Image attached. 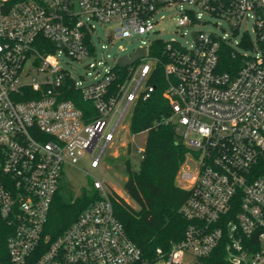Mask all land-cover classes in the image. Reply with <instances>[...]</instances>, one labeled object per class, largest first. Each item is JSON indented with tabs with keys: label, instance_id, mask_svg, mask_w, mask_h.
Masks as SVG:
<instances>
[{
	"label": "built area",
	"instance_id": "built-area-1",
	"mask_svg": "<svg viewBox=\"0 0 264 264\" xmlns=\"http://www.w3.org/2000/svg\"><path fill=\"white\" fill-rule=\"evenodd\" d=\"M168 7L181 30L209 14L233 35L243 28L241 38L234 45L230 36L198 30L188 44L144 41V57L121 66L117 60L138 48L116 56L103 74L97 61L92 79L64 66V56L96 54L97 22L112 27V42L153 32ZM155 40L166 44L162 57L150 54ZM223 45L241 56L234 74L221 67ZM159 62L171 108L164 121L187 148L176 174L189 192L180 207L183 239L144 255L115 214L112 192L95 180L99 197L51 240L45 226L64 164L90 152L99 165L128 110L155 89L148 81ZM71 88L92 103L87 114L66 98ZM0 146L11 264H28L35 252L37 264H200L222 242L223 264H264V0H0ZM138 152L142 158L144 147Z\"/></svg>",
	"mask_w": 264,
	"mask_h": 264
},
{
	"label": "trees",
	"instance_id": "trees-1",
	"mask_svg": "<svg viewBox=\"0 0 264 264\" xmlns=\"http://www.w3.org/2000/svg\"><path fill=\"white\" fill-rule=\"evenodd\" d=\"M166 44L155 40L150 45V54L162 57ZM221 67L235 73L242 59L239 52L230 46H222ZM149 84L155 89L149 97L141 96L133 108L130 130L133 134L147 131L143 157L138 169L126 161L127 179L124 189L136 206L131 205L116 191L112 192L114 212L123 223L129 237L142 249L144 255L154 257L158 247L169 250L173 243L183 239L188 220L180 212L189 192L176 183V174L185 159L187 148L179 137L175 125L166 122L171 114L170 103L164 96L168 81L164 65L159 62L150 75ZM66 98L72 99L84 111H90L92 103L84 100L80 91L71 88ZM91 112H93L91 110ZM3 149L0 146V183L4 180L2 162ZM99 197L94 186L90 191L73 198L70 192L59 187L49 211L45 232L51 240L62 234L80 213ZM13 226L0 213V264H11L8 239ZM222 242L213 253L201 259L200 264H223L226 249ZM40 252H35L28 264H37Z\"/></svg>",
	"mask_w": 264,
	"mask_h": 264
},
{
	"label": "rangeland",
	"instance_id": "rangeland-1",
	"mask_svg": "<svg viewBox=\"0 0 264 264\" xmlns=\"http://www.w3.org/2000/svg\"><path fill=\"white\" fill-rule=\"evenodd\" d=\"M177 16L176 8H164L158 13V21L153 32L144 34L133 32L129 37L113 38L112 42L108 39L109 35L112 34V27L109 24L97 22V34L100 40L95 38L96 54L92 58L82 61H72L64 56V66L76 76L84 75L92 79L93 74L97 73L95 72L96 69L93 68L97 61L102 60L98 65V70L100 74H103L104 69L113 64L114 57L132 52L144 41L148 43L155 38H161L164 41L176 40L188 44L191 42L195 31L204 30L221 36H230L231 43L237 45L242 35L243 28L233 35L232 28L226 20L209 14L202 16V19L207 22L188 26L181 30L177 27ZM247 28L252 32L251 24L247 25ZM89 61L92 63L88 68L85 63ZM132 113L133 109L130 108L122 119L113 142L101 156L97 167L91 164L93 156L90 152L84 153L76 164H64L60 187L62 186L63 190L70 192L73 198L82 195L85 191L92 190L94 181L100 180L111 192L116 191L131 205L136 206L124 189V183L127 179L126 161L129 160L132 168L138 169L140 162L138 149L144 147L148 133L147 131L137 134L131 132L129 126Z\"/></svg>",
	"mask_w": 264,
	"mask_h": 264
},
{
	"label": "water",
	"instance_id": "water-1",
	"mask_svg": "<svg viewBox=\"0 0 264 264\" xmlns=\"http://www.w3.org/2000/svg\"><path fill=\"white\" fill-rule=\"evenodd\" d=\"M146 55V47H140L135 52H132L128 55L121 56L117 63L121 66H127L133 64L138 59L144 57Z\"/></svg>",
	"mask_w": 264,
	"mask_h": 264
}]
</instances>
